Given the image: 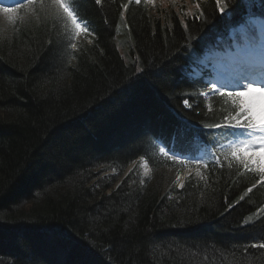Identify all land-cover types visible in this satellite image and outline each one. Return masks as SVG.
<instances>
[{"label":"trees","instance_id":"16d2710c","mask_svg":"<svg viewBox=\"0 0 264 264\" xmlns=\"http://www.w3.org/2000/svg\"><path fill=\"white\" fill-rule=\"evenodd\" d=\"M251 11L264 0H79V40L50 2L0 24V264H264L251 247L264 243V181L204 127L220 98L183 76ZM207 143L203 164L168 152Z\"/></svg>","mask_w":264,"mask_h":264},{"label":"snow or ice","instance_id":"6c2138e0","mask_svg":"<svg viewBox=\"0 0 264 264\" xmlns=\"http://www.w3.org/2000/svg\"><path fill=\"white\" fill-rule=\"evenodd\" d=\"M37 2L41 5L50 2L58 14L71 21L77 34L79 31H88L87 25L82 27L83 18L79 15V0H27L26 3H19L15 7H6L3 0H0V13H4L9 22L15 23V14L20 9H26ZM100 2L101 0H96L97 4ZM146 2L154 3V0H146ZM135 3L140 4L141 0H135ZM217 3L220 4V0H217ZM227 6V4L222 5L220 11L224 12ZM72 47L74 48L75 44H72ZM204 87L206 90L200 93L201 96L207 98L213 95L223 102L222 116L214 123L205 124L204 127L221 129V136L227 143H221L219 140L217 143L221 150H227L228 159L235 161L246 171L256 174L259 177L256 183L264 181V76L251 78L246 76L231 89L227 85H218L214 80L205 83ZM184 104L190 107L187 99L184 100ZM160 151L165 152V148H160ZM168 152L173 157L176 156L171 148ZM214 159L220 162V156H215ZM255 186L256 184H253L247 192H252ZM240 199L243 200L244 196ZM251 247L264 249V243H254Z\"/></svg>","mask_w":264,"mask_h":264},{"label":"rangeland","instance_id":"374dc122","mask_svg":"<svg viewBox=\"0 0 264 264\" xmlns=\"http://www.w3.org/2000/svg\"><path fill=\"white\" fill-rule=\"evenodd\" d=\"M141 1H143V0H141ZM144 1L146 2V0H144ZM157 2H161L160 4H166V3L170 2V0H154V3H148V4L155 5ZM174 2H177V0H175ZM15 15L17 17V14H15ZM8 23H9L8 17L4 13H1V16H0V24L6 25ZM83 26L84 25H82V27ZM245 31H246V36L248 37V39H250L251 43L252 44L253 43H256L257 38H258V35H259L258 34L259 31H258L257 27L253 26L252 24H249L248 26L245 27ZM235 33H236V36H237L236 39L239 42H243L244 41L243 34L239 30H236ZM78 34H79V38H81L82 37V34H83V31H79ZM242 46H245V44H243ZM242 46L235 45V48L241 49ZM216 55L219 56L218 53ZM217 61L219 63H222V61L219 58L217 59ZM218 68H220V66L217 64L215 66V69H218ZM150 172H151L150 167L146 164V162H144L143 163V174H149ZM184 175H185L184 173H181V174L178 175V177H177V180H178L177 183H178V185H180L182 183V178H183ZM28 205L29 204H26V205L24 204L23 208L24 207H27Z\"/></svg>","mask_w":264,"mask_h":264},{"label":"bare ground","instance_id":"6f19581e","mask_svg":"<svg viewBox=\"0 0 264 264\" xmlns=\"http://www.w3.org/2000/svg\"><path fill=\"white\" fill-rule=\"evenodd\" d=\"M240 81H237V83H239Z\"/></svg>","mask_w":264,"mask_h":264}]
</instances>
